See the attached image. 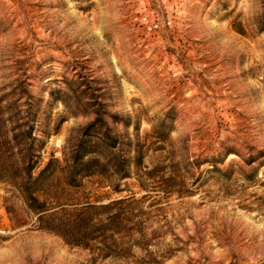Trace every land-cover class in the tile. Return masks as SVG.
<instances>
[{"label": "rangeland", "instance_id": "374dc122", "mask_svg": "<svg viewBox=\"0 0 264 264\" xmlns=\"http://www.w3.org/2000/svg\"><path fill=\"white\" fill-rule=\"evenodd\" d=\"M99 114L133 174L84 191L149 194L145 238L103 259L0 182V264H264V0H0V163L18 124L36 127L37 174ZM162 165L142 189L138 166Z\"/></svg>", "mask_w": 264, "mask_h": 264}, {"label": "trees", "instance_id": "16d2710c", "mask_svg": "<svg viewBox=\"0 0 264 264\" xmlns=\"http://www.w3.org/2000/svg\"><path fill=\"white\" fill-rule=\"evenodd\" d=\"M103 127L104 119L99 114L87 125L76 145L65 153L63 160L50 159L36 174L39 168L36 159L39 155L34 147L37 138L33 136L36 127L28 126L25 130L24 124H18L14 129L20 130L17 137L21 140L16 142L21 147L14 156L19 155V158L0 163V182L13 186L20 193L29 208L39 215L42 229L57 233L72 246L93 252L99 250L103 259H128L131 248L137 243L135 236L141 239L146 236V221L135 213V206L149 199V194L140 199L135 196L110 199L100 205L97 204L100 197L97 203L90 201V194L84 191L86 180L97 178L99 186H113L117 190L113 182L133 174L131 159L121 155L125 145H119V139L109 128L102 131ZM144 146H138L139 166L143 163ZM139 166L140 186L147 191L150 186L147 180L166 170L162 165L158 170L143 172ZM162 181L167 188L165 193H173L174 178L170 175ZM99 244L101 246H97Z\"/></svg>", "mask_w": 264, "mask_h": 264}]
</instances>
